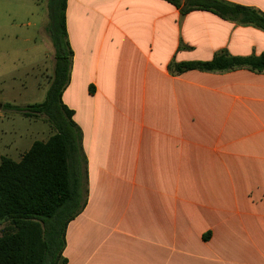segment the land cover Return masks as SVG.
<instances>
[{"label": "crops", "instance_id": "obj_1", "mask_svg": "<svg viewBox=\"0 0 264 264\" xmlns=\"http://www.w3.org/2000/svg\"><path fill=\"white\" fill-rule=\"evenodd\" d=\"M221 1L264 15V0ZM65 28L61 101L85 159L65 264H264V72L169 69L221 52L259 56L264 31L165 0H66ZM49 54L8 98L43 101L52 43ZM53 133L30 119L20 159Z\"/></svg>", "mask_w": 264, "mask_h": 264}, {"label": "trees", "instance_id": "obj_2", "mask_svg": "<svg viewBox=\"0 0 264 264\" xmlns=\"http://www.w3.org/2000/svg\"><path fill=\"white\" fill-rule=\"evenodd\" d=\"M182 15L195 10L212 12L240 25L264 31V15L257 9L221 0H165ZM66 0H48L47 32L54 49L49 85L40 103L0 109L16 111L28 119H43L54 131L47 141H35L16 162L0 159V264H65L62 252L67 224L82 210L84 156L81 132L73 112L61 101L69 81L72 60L65 28ZM246 68L264 72V53L259 56L216 54L207 62L169 66L180 74L190 70L223 72Z\"/></svg>", "mask_w": 264, "mask_h": 264}, {"label": "rangeland", "instance_id": "obj_3", "mask_svg": "<svg viewBox=\"0 0 264 264\" xmlns=\"http://www.w3.org/2000/svg\"><path fill=\"white\" fill-rule=\"evenodd\" d=\"M48 22V0H0V106L2 103L23 105L8 97L25 77L26 68L30 71L35 64L39 70L49 67ZM52 69L40 75L42 86L49 82ZM29 123L30 119L16 111L0 109V158L20 160L22 150L17 148L16 140L21 127H28ZM3 227L0 225V235Z\"/></svg>", "mask_w": 264, "mask_h": 264}]
</instances>
